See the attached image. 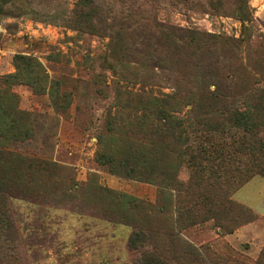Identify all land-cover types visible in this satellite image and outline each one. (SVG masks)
<instances>
[{
    "label": "rangeland",
    "instance_id": "374dc122",
    "mask_svg": "<svg viewBox=\"0 0 264 264\" xmlns=\"http://www.w3.org/2000/svg\"><path fill=\"white\" fill-rule=\"evenodd\" d=\"M94 1L103 20L78 31L81 0H0V102L13 115L7 127L0 114V136L14 154L0 168V185L6 180L11 188L22 256L28 264H137L140 253L129 240L139 230L142 250L162 251L168 264H264V146L240 151L246 155L236 158L238 180L255 175L226 194L214 179L189 182L181 147L168 166L179 185H170L172 177L157 184L148 167L162 152L159 142L149 151L159 141L153 132L165 126L160 106L188 128L203 118L195 104L204 92L224 95L208 119L228 130L230 117L218 110L243 109L246 92L264 90V0ZM240 1L251 15L245 22L236 16ZM154 19L199 32L192 50L200 52L154 43L141 49ZM18 56L34 60L29 75L17 70ZM126 89L135 97L124 96ZM253 119L264 123V110ZM169 137L161 141L171 143ZM101 152L134 156L137 177L110 173L97 162ZM23 158L48 162L54 172L42 174ZM189 189L201 196L192 198ZM224 199L252 217L224 210ZM134 202L141 208L132 209Z\"/></svg>",
    "mask_w": 264,
    "mask_h": 264
},
{
    "label": "trees",
    "instance_id": "16d2710c",
    "mask_svg": "<svg viewBox=\"0 0 264 264\" xmlns=\"http://www.w3.org/2000/svg\"><path fill=\"white\" fill-rule=\"evenodd\" d=\"M136 4L145 6L150 3H148L147 0H136ZM80 5L81 11H78V19L75 24L76 28L78 31L96 29V25L93 24L92 19L103 20L102 17L106 12L100 6L96 5L94 0H81ZM237 5L238 9L236 16L239 20L242 22L249 20L251 15L247 4L240 1ZM148 22L150 23V27L147 31L142 33L143 40L141 42V49L148 51L150 46L154 43L159 46H165L166 48L170 47V45H174L176 48L175 51L184 53L185 55H189L192 51L200 52L197 48L192 50L197 40H201L199 38L202 35L199 32L166 25L155 19ZM209 37L213 38L211 35ZM133 52H137V50ZM15 63L17 70L24 76L29 75L34 68V60L31 58L18 56L15 59ZM120 63L124 64L123 61ZM13 78L14 77L11 76L7 77L5 80L6 83ZM4 95L7 96L6 94ZM123 95L128 99L135 97V95L127 89L124 90ZM244 95L245 102L243 109L225 110L228 114H225L224 110H218L221 116L230 117L228 123H231V129L228 130L234 129V132H226L228 130H225V127L221 126L219 122L208 119V115H211L209 109L215 108V104L218 103L217 101L224 97V95L221 96L218 93L206 94V92H204V99L202 101H197L195 104V108L202 111L203 118L197 120L193 127L188 128L184 127V122L182 120L177 118L172 119L171 115L164 112L162 106H160L159 113L161 119L165 120V126L164 128L160 126L158 128L160 131L153 132L154 137H159V141L152 140L149 151H154L156 143L159 142L162 152H160L161 155L159 158H154V156L150 157L148 162L149 172L156 177L157 184L162 185L163 180L172 177L170 179V182H172L170 185L174 183L179 185V182L173 177V172L168 169L171 163V156L177 150L176 147H181L178 153L180 162L182 163L187 160L191 166L189 182H191V184L194 183L195 186L200 182H208L214 179L221 182V191L223 194H226V189H228L233 182L243 184L255 175V172L251 170L248 176L244 179L239 178L238 180L235 175L236 170L233 171L236 165L237 155H246L240 151H244V148H254L257 144L260 147L264 146V138H260L259 132H257L258 126L264 130V123L255 122L253 119L256 112L264 110V108H261L260 104V102L264 100V90L252 89ZM225 96L227 97V95ZM148 101V97L142 98V102L147 103ZM215 112H217V110H215ZM0 114L4 117L5 121L7 120L6 126H12L11 117H13V115L9 105L0 102ZM168 127L171 130H168ZM168 134H173V136L169 137ZM165 136L171 139V143H164L161 141ZM9 141L8 137L0 136V168L9 165V161L14 156V154L6 148ZM22 160L31 163L30 166H34V168L42 174L54 172V170L50 169L48 162L35 161L27 158H23ZM97 162L103 167H108L110 173L114 175L128 179L137 177L138 170L136 169L137 163L134 156L132 158L124 157L118 159L114 155L101 152L97 155ZM157 163L158 165L156 168ZM159 167L163 169L160 170ZM156 169L160 170L159 175ZM258 171V174L264 177V170ZM15 180L14 182L17 183ZM4 182L3 185H0V264H28L20 251L19 228L8 203V198L9 196L11 197V188L6 180ZM189 190L191 191V197L194 199H196V196L200 195V193L193 192V189ZM130 206L132 209H137V207L141 208V204L136 205L135 202L131 203ZM222 207L224 210L225 208H231V212L236 216L243 217L248 215L252 217V212L249 209L227 201V199L222 201ZM142 244L143 234L137 230L129 240L130 249L140 253L137 264H168L162 251H143Z\"/></svg>",
    "mask_w": 264,
    "mask_h": 264
}]
</instances>
